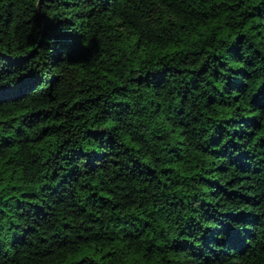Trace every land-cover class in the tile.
Returning <instances> with one entry per match:
<instances>
[{"label": "trees", "instance_id": "trees-1", "mask_svg": "<svg viewBox=\"0 0 264 264\" xmlns=\"http://www.w3.org/2000/svg\"><path fill=\"white\" fill-rule=\"evenodd\" d=\"M0 264H264V0H0Z\"/></svg>", "mask_w": 264, "mask_h": 264}]
</instances>
